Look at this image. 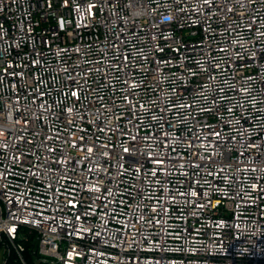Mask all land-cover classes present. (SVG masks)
Masks as SVG:
<instances>
[{"label":"built area","instance_id":"2783aa9c","mask_svg":"<svg viewBox=\"0 0 264 264\" xmlns=\"http://www.w3.org/2000/svg\"><path fill=\"white\" fill-rule=\"evenodd\" d=\"M31 234L35 264H264V0H0V247Z\"/></svg>","mask_w":264,"mask_h":264},{"label":"trees","instance_id":"16d2710c","mask_svg":"<svg viewBox=\"0 0 264 264\" xmlns=\"http://www.w3.org/2000/svg\"><path fill=\"white\" fill-rule=\"evenodd\" d=\"M34 237V234H31L28 240L21 241L24 246V250L21 254L27 264H35L38 256ZM4 260L6 261V264H21L18 255L13 248H11L10 254H7L6 251L4 252Z\"/></svg>","mask_w":264,"mask_h":264},{"label":"rangeland","instance_id":"374dc122","mask_svg":"<svg viewBox=\"0 0 264 264\" xmlns=\"http://www.w3.org/2000/svg\"><path fill=\"white\" fill-rule=\"evenodd\" d=\"M7 249L6 246H1L0 247V264H4V252Z\"/></svg>","mask_w":264,"mask_h":264}]
</instances>
